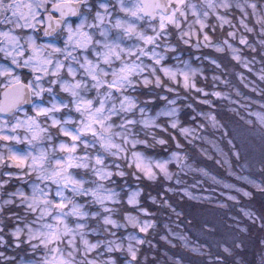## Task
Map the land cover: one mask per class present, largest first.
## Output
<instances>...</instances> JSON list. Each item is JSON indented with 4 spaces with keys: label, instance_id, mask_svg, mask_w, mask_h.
I'll return each instance as SVG.
<instances>
[{
    "label": "clouds",
    "instance_id": "clouds-1",
    "mask_svg": "<svg viewBox=\"0 0 264 264\" xmlns=\"http://www.w3.org/2000/svg\"><path fill=\"white\" fill-rule=\"evenodd\" d=\"M124 2L134 8L144 0ZM114 5L113 12L122 13L124 20L136 25L144 21L145 28L155 23L154 16L141 14L143 18L137 19L121 12L120 0H114ZM199 5L203 18L215 16L217 9L223 10L221 16L232 17L220 22V27L228 25L231 30L222 34L228 37V32H233L232 40L243 37L247 41L243 46L249 61L240 65L247 72L232 63V56L229 59L226 39L209 47L197 42L185 49L180 32L172 25L167 39L162 35L156 41V50L163 54L160 64H154L149 56L125 57L144 68L134 76V86L124 90L133 98L130 110L119 111L120 94H116L118 110L113 121L120 125L127 118L135 123L113 130L127 132L136 143L125 144L123 136L114 137L126 149L118 155L103 153L91 136L87 149L80 145V151L101 153L114 173L120 165L118 171L124 176L116 178L121 183L113 180L110 187L118 194L114 211L130 212L141 225L150 222L151 231L143 235L129 232L128 237L135 239L123 244L122 254L127 253L129 243L137 252L132 264H264V0H220L214 12L207 8V0H199ZM191 15L194 19L188 23L180 19L184 16L178 17L182 30L197 25L192 11ZM207 27L215 29L217 25L210 21ZM165 44L172 50L165 51ZM217 45L223 50L216 51ZM207 48L223 55L203 51ZM162 67L172 69L175 78L162 72ZM182 73L188 77L187 87ZM144 79L150 81L147 86ZM133 151L152 166L154 178L146 180L136 171ZM158 163L165 165L166 172L160 171ZM78 176L86 183L95 180L90 171L80 170ZM129 195L136 201L134 212L126 207ZM185 197L198 200L202 218L196 223L186 224L188 217L177 215L186 210ZM208 205L215 207L209 209ZM7 235L0 236V264H41L44 249L43 254L31 247L18 251L21 246L5 239ZM99 254L103 253H98V259L104 264ZM123 264H128L127 259Z\"/></svg>",
    "mask_w": 264,
    "mask_h": 264
},
{
    "label": "snow or ice",
    "instance_id": "snow-or-ice-1",
    "mask_svg": "<svg viewBox=\"0 0 264 264\" xmlns=\"http://www.w3.org/2000/svg\"><path fill=\"white\" fill-rule=\"evenodd\" d=\"M48 3L59 13L58 17L55 12H50ZM216 5L214 0H207V8L213 12ZM114 7L115 5L100 0H97L95 6L90 0H29L28 3L21 0H0V22L6 19L12 24L6 31L0 30V37L14 44L12 51L0 48V52L10 60V65H0V77H4L7 82L3 99H0V141L20 143L21 137L17 129H23V141L28 145L24 155L14 153L11 148H8L7 156L0 151V167L19 169V172H9L8 175L21 180L25 176L35 175V179L28 182L31 195L17 188L15 192L7 193L9 199L4 200L3 204L13 205L17 201L12 198H18L17 206L23 208L25 216L20 217L17 213H12V216L22 219L24 223L23 227L10 229L9 235L17 247L27 244L32 249L43 248L45 251L41 264H101L97 252L101 245H104V251L108 253L103 259L104 264H115L117 260L114 261L111 254L114 251H122L123 244L116 238L92 242L86 238L85 233L89 227L88 217L91 216L98 220V224L102 222L105 232L112 237L116 236L111 228H116L118 221L112 218L114 208L111 205L119 203L116 199L118 194L107 184L113 182L114 176L123 177L124 173L118 171L119 164L115 166L117 171L114 173L113 169L106 165L101 153L93 155L87 151L81 152L80 145L83 143L87 149V138L91 136L103 153L118 155L126 149L118 144L114 137L123 136L125 144L136 143L135 140L130 141L127 132L113 130L114 127L123 129L126 125L135 123L127 118L121 120L120 125H115L113 121L118 110L115 103L116 94H120L119 111L130 110L133 98L124 90L134 86V76L144 68L142 63L125 57L133 54L149 56L154 64H160L163 54L156 50V41L162 35L167 39L169 24L180 32L186 45L190 43L191 37L195 36L198 43H203L206 47L212 46L196 5L185 3V0H144L142 6L137 5L134 8L120 0V11L137 19L143 18L141 14L158 16V25L156 22L151 25L152 34L146 33L135 23L120 16H116L113 22ZM186 7L196 16L195 23L199 25V32L191 27L182 30L183 26L178 17L187 15ZM69 14L77 18L74 25L64 19ZM208 14L205 10L204 16L207 17ZM215 16L221 23L226 19L217 13ZM45 21L47 24L43 32L44 37L49 38L47 42H37L43 39L38 31L36 34H13V28L35 29L37 23L44 25ZM113 29L116 30L114 37L110 35ZM227 35L233 37L234 33L229 31ZM132 37H135L136 43L124 46L122 41ZM21 38L26 41L27 50L19 45ZM60 41L63 42L62 46H59ZM239 43L245 45L247 41L241 37ZM224 44L231 51L232 58L239 61L238 49L227 39ZM164 47L165 51L172 50L168 44ZM149 48L152 50L149 51ZM222 50L216 46V51ZM212 62L215 63L214 60ZM17 69L29 70L30 75L24 77L27 83H22ZM160 70L175 78L172 69L162 67ZM182 76L184 86L187 87L188 77L183 73ZM156 82L159 83L158 77ZM142 83L147 86L150 81L144 79ZM57 87L61 93L66 94L60 97L59 102L55 91ZM93 91L95 95L89 97L88 94ZM200 91L203 92L202 89ZM45 94L52 97L47 101L49 106H44ZM213 95L219 96L220 93L214 92ZM25 103L32 106L34 115L25 112L24 118H21L18 113ZM62 109L67 111L62 113L61 119L57 114H60ZM73 112L77 115L73 116ZM41 120L44 123H41ZM6 129H9L11 134L5 135ZM52 129H56L59 135L67 139L56 143V133H53ZM45 140L48 141L46 146L42 143ZM37 148L38 151L35 150ZM52 152H59L60 155H51ZM131 155L135 157L136 171L146 180L154 178L153 168L144 162L143 155L135 151ZM129 166H132L131 159ZM157 167L162 173L166 172L164 164L158 163ZM73 169L84 170L86 173L90 171L95 180L86 183L83 178L70 171ZM6 183L7 181L0 182V188ZM185 195L191 198L190 193L186 192ZM78 198H83V202ZM127 203L129 206L136 203L132 195H129ZM90 204L96 205L99 211L89 212L86 205ZM142 211L146 215L149 214L146 209ZM101 212L104 214L101 215ZM28 213L32 214L30 220ZM69 217L75 218L74 226L67 222ZM124 222L119 223V227L132 224L140 233L149 230L148 220L141 225L137 218L127 211L124 212ZM2 223L3 221H0V224ZM92 231L97 229L93 228ZM127 239L132 240L135 237L129 236ZM137 243L140 241L137 240ZM126 259L128 264L137 259V252L131 243L127 246Z\"/></svg>",
    "mask_w": 264,
    "mask_h": 264
},
{
    "label": "rangeland",
    "instance_id": "rangeland-1",
    "mask_svg": "<svg viewBox=\"0 0 264 264\" xmlns=\"http://www.w3.org/2000/svg\"><path fill=\"white\" fill-rule=\"evenodd\" d=\"M28 1L29 0H21V2H23V3H28ZM100 2L108 3V4L114 6V0H112L110 3L106 2L105 0H100ZM214 2L218 4V3H220V0H214ZM226 2H231V0H226ZM96 3H97V1H96ZM185 3H191V4H194V5H197V11L199 12V17L204 20V23H205L206 26L209 24V20L211 19V22H213V23H215L217 25L216 28H220V21H218L216 19V16H209L208 18H203V13H202L200 5H199V0H185ZM101 11H103V10H101ZM237 11H238V9H237ZM222 12H223L222 9H217V14L218 15H222ZM116 16H120L121 18H124L122 13L113 12V17H112L113 18V22H114V18ZM225 18H227L229 20H232L231 16H228V17H225ZM106 19H107V17H106ZM180 19L184 20L186 23L191 22L194 19L192 17V15H191V10L187 11V15L184 16V17H180ZM207 19H208V23H207ZM141 22L137 23V27L138 28L141 25ZM158 23H159V19L157 17L156 24L158 25ZM143 26H144V24H143ZM223 26L228 27V25H226V24L223 25ZM10 27H12V24L8 23L7 20H6V21H4L1 24L0 30L6 31ZM167 28L169 30L172 29V25L169 24L167 26ZM193 28L196 30L197 28H199V25H195ZM139 29H141V28H139ZM142 29L144 31H145V29H148V30H150V33H148V34H152V29L151 28L143 27ZM228 30H231V29H229V27H228ZM209 31L213 32V31H215V29L207 27V31L206 32H207L208 35L211 34L210 35V38H211V36H213V34L210 33ZM18 32H19L18 30L16 31V29L13 28V34H18ZM112 33H114V35H115L116 34V30L113 29L111 31L110 35ZM146 33H147V30H146ZM186 39H187V37H186ZM225 39H227L229 41V43H231L236 49H238V53L237 54L240 56V60L239 61H235L234 60V61H232V63L236 64L238 67H240V65H242V64L248 63L249 57L247 55H245V54H242L240 52L239 46L237 44H235V43L239 44V39L237 38L236 40H232L230 37H227L225 35L223 37V39H222V42ZM211 40H212V38H211ZM123 41L128 42L125 45L123 44L124 46H129V45H132V44L136 43L135 37H132L131 39H125ZM197 42H198L197 38L195 36H193L190 39V43L188 45H184V47L186 49H191V45L195 44ZM211 43H213V42L211 41ZM216 43H218V42H216ZM19 45H20V40H19ZM241 46H243V45H241ZM21 47H23V46H21ZM0 48H7L9 51H12L13 48H14V44L12 42L8 41L6 38L0 37ZM23 48L25 50H27L25 47H23ZM225 48H226L227 52L229 53V59H231V56H232L231 51L228 49L227 45H225ZM212 49L214 50V48H212ZM0 55H1V57L4 60H6V62L5 61H0V65H10V60L4 56V53L0 52ZM116 66L117 67L119 66L118 62H117ZM240 70L243 71V72H247V68L240 67ZM65 75H66V72H65ZM6 83L7 82L5 81L4 77H0V86L2 87ZM55 91L57 93V96H56L57 101L59 102L60 97H61V94H60L61 92L59 91L58 87L55 89ZM91 93H94V95H95L94 91L91 92ZM91 93L88 94L89 97H90ZM63 96H66V94L64 93ZM51 98H52L51 96H48L47 94H45L44 106H49L47 101L51 100ZM68 99L70 100V97H68ZM33 100H35L34 97H33ZM36 102L40 103V101H36ZM31 107L32 106L29 105V109H26L25 107L21 108V111L18 113V115L21 118H24V113L25 112H27L30 115H34V113H32V111H31ZM66 111L67 110L62 109L61 113L57 114V115L62 119L63 118L62 113L66 112ZM71 114L73 116L77 115L74 112L71 113ZM41 123H44V121L41 120ZM52 132L56 133V135H55V142L56 143H59L61 141H65L67 139L66 137H63V136L59 135L56 129H52ZM17 133L21 137V142L20 143H16L15 141H0V151H3L6 156H7V153H8V148H11V150L14 153H17L19 155H24L25 151L28 149V145L26 143H24V141H23V137L25 135L24 130L23 129H17ZM4 134L5 135L11 134L10 130L9 129L4 130ZM42 143L46 146L48 144V141L45 140ZM4 145H7V147H4ZM81 152H84V151H81ZM59 155H60V153L57 152V156H59ZM109 167H112V166L110 165ZM19 171L20 170L16 169L15 167H7V166L0 167V182L7 181V183L3 185V188H0V221H3V223L0 224V229H3L2 231H0V236H4L5 232L7 231V229H6V219L9 218V217H11L12 220H13L12 222H14L13 226L10 229L15 228L16 226L23 227L24 221L22 219H17L15 216H12V213H17V215L20 216V217H24L25 216L23 208L17 206L18 205V198L17 197H13L12 198L15 201H17V203H15L13 205H4L3 204L4 200L9 199L7 193L8 192H15L17 188H19L22 191L26 192L27 194L31 195V189L28 186V182L30 180H34L35 179V175L33 174L31 176V178L25 176L23 178V180H21L20 178H18L16 176L10 177L8 175L9 172H19ZM70 171H72L75 175L78 176L80 170L73 169V170H70ZM112 179L116 180L114 177ZM10 183L16 185L15 189L14 190L5 191V188H7ZM107 186L108 187H112L111 183L107 184ZM113 190H115V189H113ZM66 194L71 195V193H66ZM193 195L194 196H198L199 194H193ZM78 199H80L81 202H83V198H78ZM185 200L188 201V203L185 205L186 210H185V212L181 211L180 214H181V216L185 215V216L188 217L187 220H185L186 224L196 223L198 220H200L202 218L200 208L198 207V200L197 199L188 200V197H185ZM111 207L114 208V207H117V205L113 204V205H111ZM126 207L129 208V210L134 212V210L132 209V206L126 205ZM207 207L209 209H211V208H214L215 205H208ZM86 208L88 209L89 212H91V211H99L98 207L96 205H94V204L86 205ZM9 209H12V211L9 212L8 211ZM177 210L179 211V209H177ZM103 214L104 213L101 212V215H103ZM111 215H112L113 219L118 221V226L116 228H111V226H109L111 228V231L116 233L115 237L110 236L109 233L104 231L105 226L102 224V222L98 224V220L96 218H92L91 216H89L88 217V225H89V227H88V229H87V231L85 233L86 238L89 239L92 242H95L97 240H110V239L116 238V239H118L119 242H121L122 244L126 245V243L128 242L127 241V237H128V233L129 232H134V233H136L138 235H143V234L139 233L138 229H132L130 226H127V224H125L126 226L124 228L119 227V223H125L124 222V213H120L119 211H114V212L111 213ZM27 216H28L29 220L32 218V214L31 213H28ZM74 219L75 218H73V217H69L68 218L67 222L69 223L70 226H74V224H73ZM33 227H36V226L33 225ZM93 228H96L97 231L93 232L92 231ZM9 230H8V233H9ZM149 231H151V230H149ZM5 239H7V240H9L11 242L12 237L10 235H8V238L5 237ZM77 239H79V238L77 237ZM65 247H66V245H65ZM28 248H29V246L27 244H22L21 245V249H18V251L19 250H27ZM40 251H41V254H43V248H40ZM97 252L98 253H101V252L103 253V255L100 257L101 259H104L108 255V253H106L104 251V245H101L97 249ZM111 255L117 260V262L119 260H121V264H123V260L127 258V253L126 252L122 254L121 252H115L114 251Z\"/></svg>",
    "mask_w": 264,
    "mask_h": 264
},
{
    "label": "trees",
    "instance_id": "trees-1",
    "mask_svg": "<svg viewBox=\"0 0 264 264\" xmlns=\"http://www.w3.org/2000/svg\"><path fill=\"white\" fill-rule=\"evenodd\" d=\"M211 21V19L209 20V22ZM143 24H144V21H142L141 22V25L139 26V28H143L144 26H143ZM147 30V33H150V30H148V29H145V31ZM171 30V29H170ZM226 31H228V27H225V26H223V27H220V28H215V31H213V32H210V33H212L213 34V36H211V38H212V42L213 43H216V42H218V43H222V39H223V37L226 35V34H222V33H226ZM113 37L115 36L114 35V33H112L111 34ZM211 35V34H210ZM214 37V38H213ZM235 42V41H234ZM124 45L125 44H127L128 42H126V41H123L122 42ZM235 44H237L238 46H239V48H240V52L242 53V54H244L247 50H245L244 49V46H241V45H239L238 43H235ZM241 46V47H240ZM183 47H184V45H183ZM185 48V47H184ZM186 49V48H185ZM225 50H226V48H225ZM203 51H205V52H211V53H213L214 55H217V56H222L223 55V53H215V51L212 49V48H207V49H203ZM227 51V50H226ZM0 61H5L6 62V60H4L2 57H1V55H0ZM23 79H25V78H23ZM3 86H5V84L3 85ZM3 86L1 87L0 86V90L3 88ZM92 95H94V93H91L90 94V96H92ZM61 97H62V95H61ZM27 109H29V108H27ZM114 178L116 179V183L117 184H120L121 183V181L119 180V179H117L115 176H114ZM15 187H16V185L15 184H9V186L7 187V188H5V191H9V190H14L15 189ZM9 212H11L12 211V209H9L8 210ZM13 220H12V218L10 219V217L9 218H7L6 219V229H7V231L5 232V233H8V230L13 226V224H14V222H12ZM6 238H8V235L7 236H5ZM118 264H121V260H119L118 261Z\"/></svg>",
    "mask_w": 264,
    "mask_h": 264
},
{
    "label": "flooded vegetation",
    "instance_id": "flooded-vegetation-1",
    "mask_svg": "<svg viewBox=\"0 0 264 264\" xmlns=\"http://www.w3.org/2000/svg\"><path fill=\"white\" fill-rule=\"evenodd\" d=\"M96 1H97V0H90V3H92V4L95 6V5H96ZM105 1L110 3L112 0H105ZM28 2H29V1H28ZM47 7L49 8L50 12H55V10H53V9L51 8V3H48ZM25 11H26V10H25ZM94 11H95V7H94ZM7 15H10V14H5V16H7ZM55 16L58 17V16H59V13H58V12H55ZM64 19L67 20L69 23H73V25H74V22H77V18H76V17H75V18H72V17H65ZM90 19H91V17H90ZM4 21H6V19H5ZM2 23H3V22H0V26H1ZM207 23H208V19H207ZM44 26H45V24L42 25V24L37 23L36 26H35V29H30V28H26V27H21V28H19V29H16V31H17V30L19 31L18 34L29 33V32H32L33 34H36V32L38 31L39 36H40L41 38H43V39L38 40L37 42H38V43H42V42H47L48 39H49V38L43 36V34H44V32H43V28H44ZM206 31H207V26H206ZM20 45L23 46V47H25L26 49L28 48V45H27L26 41H25L23 38L20 39ZM62 45H63V42L60 41V42H59V46H62ZM16 71H17V73H18L19 75H21V77H22V82L27 83V79H23V78L26 77V76H28V75H30L29 70H28V69H17ZM60 94H61L62 96L64 95V93H60Z\"/></svg>",
    "mask_w": 264,
    "mask_h": 264
},
{
    "label": "water",
    "instance_id": "water-1",
    "mask_svg": "<svg viewBox=\"0 0 264 264\" xmlns=\"http://www.w3.org/2000/svg\"><path fill=\"white\" fill-rule=\"evenodd\" d=\"M66 17H72V18H75L74 16H71L70 14L68 15V16H66ZM156 18H157V16L155 17V20H156ZM46 24H47V21H45V26H46ZM43 36H44V34H43ZM22 83H24V82H22ZM13 87H15L14 85H13ZM5 87L0 91V99H3V94H4V92H5ZM29 104H27V103H25V104H23L22 106H28Z\"/></svg>",
    "mask_w": 264,
    "mask_h": 264
}]
</instances>
